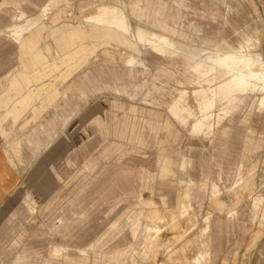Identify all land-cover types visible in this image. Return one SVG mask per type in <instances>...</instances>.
Wrapping results in <instances>:
<instances>
[{
	"label": "rangeland",
	"instance_id": "1",
	"mask_svg": "<svg viewBox=\"0 0 264 264\" xmlns=\"http://www.w3.org/2000/svg\"><path fill=\"white\" fill-rule=\"evenodd\" d=\"M225 53L264 69V0H0V264H264V90Z\"/></svg>",
	"mask_w": 264,
	"mask_h": 264
},
{
	"label": "bare ground",
	"instance_id": "2",
	"mask_svg": "<svg viewBox=\"0 0 264 264\" xmlns=\"http://www.w3.org/2000/svg\"><path fill=\"white\" fill-rule=\"evenodd\" d=\"M95 21L98 24H105L122 32L127 31V24L125 23L120 26L113 20L98 18ZM137 36L138 39H142L140 33ZM213 57L214 63L209 68V72H215L218 68H221L224 73L231 74L230 81L234 82L236 88L241 92L255 88L264 90V69L258 73L254 72L252 69L253 61H251L249 56L225 53L222 55H213ZM195 71H198V69L196 68Z\"/></svg>",
	"mask_w": 264,
	"mask_h": 264
},
{
	"label": "crops",
	"instance_id": "3",
	"mask_svg": "<svg viewBox=\"0 0 264 264\" xmlns=\"http://www.w3.org/2000/svg\"><path fill=\"white\" fill-rule=\"evenodd\" d=\"M27 46H28V48H29V49H30V51H31V49L33 48V43H32V42H30V41H28V42H27ZM34 59H35V61H37V62H38V60H39V57H38L37 55H35Z\"/></svg>",
	"mask_w": 264,
	"mask_h": 264
}]
</instances>
